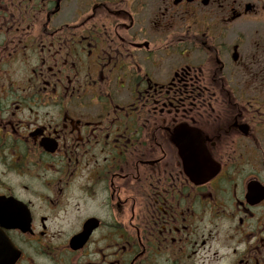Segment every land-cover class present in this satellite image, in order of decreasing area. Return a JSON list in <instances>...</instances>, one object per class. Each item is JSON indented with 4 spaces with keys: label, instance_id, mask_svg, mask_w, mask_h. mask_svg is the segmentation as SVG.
Instances as JSON below:
<instances>
[{
    "label": "flooded vegetation",
    "instance_id": "flooded-vegetation-1",
    "mask_svg": "<svg viewBox=\"0 0 264 264\" xmlns=\"http://www.w3.org/2000/svg\"><path fill=\"white\" fill-rule=\"evenodd\" d=\"M0 264H264V0H0Z\"/></svg>",
    "mask_w": 264,
    "mask_h": 264
}]
</instances>
